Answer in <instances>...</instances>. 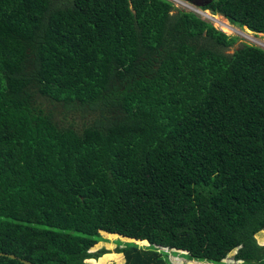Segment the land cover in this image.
<instances>
[{
	"label": "trees",
	"instance_id": "trees-1",
	"mask_svg": "<svg viewBox=\"0 0 264 264\" xmlns=\"http://www.w3.org/2000/svg\"><path fill=\"white\" fill-rule=\"evenodd\" d=\"M201 1L264 35V0ZM237 39L171 0H0V264H94L100 231L147 242L122 264H264V48Z\"/></svg>",
	"mask_w": 264,
	"mask_h": 264
},
{
	"label": "rangeland",
	"instance_id": "rangeland-1",
	"mask_svg": "<svg viewBox=\"0 0 264 264\" xmlns=\"http://www.w3.org/2000/svg\"><path fill=\"white\" fill-rule=\"evenodd\" d=\"M173 5L176 8L190 10L192 12L197 13L204 19L211 21L214 26L223 30L229 35H236L238 39L230 46L227 47V51H232L235 47L241 45L243 42H250L255 45L261 46L264 48V35L255 32H248L246 27L238 26L236 24L231 23L225 16L219 13H212L209 9H202L200 5L192 3L186 0H171ZM205 10V11H203ZM175 11V9L173 10ZM208 11V12H206ZM211 17V18H210ZM249 34V35H247ZM41 99L42 107L45 109V112L50 113L53 120L59 127H72L77 131H80L84 126L91 124L94 120L95 114L94 109H91L90 106H82V105H72L66 108V105L62 103H58L55 101H50L48 99ZM100 239L97 241L92 247L91 250H98L100 248H105L106 252L102 253L97 257L87 258L93 262L94 264H122L123 262V254L121 252L115 251V248L118 244L127 241H135L139 245H147V242L136 241L131 238L118 236L116 234L107 233L104 231H100ZM257 240L262 243L264 242V229L260 232L256 233ZM167 251V258L173 264H212L213 262L208 260H198V259H187L184 257L183 253L186 251L182 250H174V249H163ZM236 249H233L228 253L225 258L224 263L230 264L231 262H237L239 260L234 259L233 254ZM177 252V254L175 253ZM106 254V255H105Z\"/></svg>",
	"mask_w": 264,
	"mask_h": 264
},
{
	"label": "water",
	"instance_id": "water-1",
	"mask_svg": "<svg viewBox=\"0 0 264 264\" xmlns=\"http://www.w3.org/2000/svg\"><path fill=\"white\" fill-rule=\"evenodd\" d=\"M190 2L195 3V4H197V5H201V4H203L201 0H190ZM165 249H166V248H165ZM184 252H185V251H184ZM0 255H8V256H10V257H16V255H15L14 253L6 252V251H0ZM19 259H20L22 262L26 263V264H37V263H35V262H33V261H31V260H29V259H27V258H24V257H19Z\"/></svg>",
	"mask_w": 264,
	"mask_h": 264
},
{
	"label": "bare ground",
	"instance_id": "bare-ground-1",
	"mask_svg": "<svg viewBox=\"0 0 264 264\" xmlns=\"http://www.w3.org/2000/svg\"><path fill=\"white\" fill-rule=\"evenodd\" d=\"M206 12H208V11H206ZM247 29V28H246ZM248 32H250V30H247ZM247 35H249V34H247Z\"/></svg>",
	"mask_w": 264,
	"mask_h": 264
},
{
	"label": "clouds",
	"instance_id": "clouds-1",
	"mask_svg": "<svg viewBox=\"0 0 264 264\" xmlns=\"http://www.w3.org/2000/svg\"><path fill=\"white\" fill-rule=\"evenodd\" d=\"M251 31V30H250Z\"/></svg>",
	"mask_w": 264,
	"mask_h": 264
}]
</instances>
